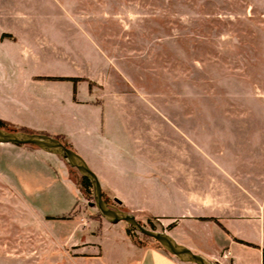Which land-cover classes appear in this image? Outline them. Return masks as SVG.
<instances>
[{"label":"rangeland","instance_id":"1","mask_svg":"<svg viewBox=\"0 0 264 264\" xmlns=\"http://www.w3.org/2000/svg\"><path fill=\"white\" fill-rule=\"evenodd\" d=\"M1 1L13 14L0 26L12 27L21 48L13 63L0 54V110L27 99L43 106L41 117H89L94 126L104 115L106 136L137 163L146 160L138 157L136 131L165 165L173 146L187 145L186 163L197 166L198 178L211 174L221 197L242 202L226 170L247 196H260L264 210V0ZM50 75L83 80L26 84ZM121 115L133 118L127 129ZM19 147L43 154L25 156ZM81 178L58 155L0 144V264H45L55 252L51 228L105 221L91 216L98 209ZM107 223L127 230L123 221Z\"/></svg>","mask_w":264,"mask_h":264},{"label":"crops","instance_id":"2","mask_svg":"<svg viewBox=\"0 0 264 264\" xmlns=\"http://www.w3.org/2000/svg\"><path fill=\"white\" fill-rule=\"evenodd\" d=\"M9 9L10 4L0 0V21L5 14H13L8 12ZM9 28L0 26V54L13 63L19 61L21 47L18 36L11 26ZM22 48L25 54L33 53L26 45ZM43 77L30 76L26 84L60 81ZM30 97L35 99V96ZM34 101L28 102L26 99L19 104L13 103L15 108L12 109L6 106L5 110H0V119L30 129L28 132L31 133L47 129L54 135L64 137L96 173L103 189L131 212L158 218L164 232L193 252L220 264H264V210L261 198L254 194L247 196L244 187L228 171L223 170L222 173L242 193L245 198L242 202L221 197L217 187L220 183L217 179L213 185L211 174L200 173L198 178L197 166L186 163L191 158L187 145L184 148L181 144L173 146L175 154L165 165L163 153L148 148L143 132L136 131L138 157L146 160V164L133 162L118 152L115 139L106 136L104 115L98 118L94 126L89 125L92 122L89 117L73 116V123H70L62 116L59 119L46 115L41 117L37 108L43 106ZM32 112H36V116ZM120 120L127 129L133 118L131 115H121ZM179 134L183 138H190L181 130ZM189 141L197 149L196 140L190 138ZM18 152L33 157L43 154L37 149L20 147ZM204 177L208 183L203 182ZM107 222L93 220L87 227H80L79 223L76 226L51 228L49 233L55 244V252L48 256L45 264H131L135 260L138 264H190L159 248L135 244L124 227L113 228ZM170 225L171 228H168ZM115 234L118 236H112ZM239 239L254 246L239 242ZM49 247L53 249V244L50 243ZM115 252L116 259L110 258Z\"/></svg>","mask_w":264,"mask_h":264},{"label":"water","instance_id":"3","mask_svg":"<svg viewBox=\"0 0 264 264\" xmlns=\"http://www.w3.org/2000/svg\"><path fill=\"white\" fill-rule=\"evenodd\" d=\"M33 145L48 153L60 156L68 165L76 168L79 173L91 180L94 190L95 206L102 218L109 223L125 222L132 225L136 230L159 242L162 247L182 262L194 264H217L210 258L193 252L187 246L178 243L169 233L154 231L145 228L138 222L136 217L128 212L112 207L103 198L102 184L86 160L73 149L64 145L58 138L40 133H28L22 131H8L0 128V144Z\"/></svg>","mask_w":264,"mask_h":264},{"label":"trees","instance_id":"4","mask_svg":"<svg viewBox=\"0 0 264 264\" xmlns=\"http://www.w3.org/2000/svg\"><path fill=\"white\" fill-rule=\"evenodd\" d=\"M43 78H45V79H52V80H71V81H74V82H78L80 80H83V79H81L79 77H73V76H44ZM0 128L6 129L8 131H22V129L20 127H18L16 125H12L11 123H9V122H7L5 120H2V119H0ZM28 133H31V132H28ZM55 138H58V137H55ZM58 139L64 145H66L67 147H69V148H71V149L74 150L72 144H70L69 142H67L64 139V137H61V138H58ZM34 147H36V146H34ZM73 169L77 170L76 168H73ZM81 177H82L81 178V186L83 187L84 191L91 198H94V190H93V184H92L91 180L89 178H87V177L82 176V175H81ZM103 198L112 207L118 208V209H120L122 211H125V212H128V213L133 214L136 217V219L138 220V222L140 224H142L145 228L150 229V230H154V231L164 232L163 231V226L160 223V221L158 220V218L149 215V216H146V220L145 221H142V220L138 219V217H137L138 213L131 212L122 202L118 201L113 196H111L109 194V192H107L105 189H103ZM91 216L93 218H96V219L102 218V216L99 213V211L97 213H92ZM47 218L48 219H55L54 217H51V216H48ZM155 221L158 222V224H160V230H157V225H156L157 223ZM168 228H171V225L168 226ZM126 231H127L128 236L132 239V241L135 244H137V245H139L141 247H150L151 246V247L159 248V249L165 251L168 255L173 256L172 254H170L169 252H167L162 247V245L159 242H157L156 240H154L153 238L148 237V236H146L144 234L143 235L142 234H139L138 231L136 230V228L133 227L132 225L127 224V230ZM238 241L239 242H242V243H245V244L253 245L251 243H248V242L243 241V240H240V239Z\"/></svg>","mask_w":264,"mask_h":264}]
</instances>
